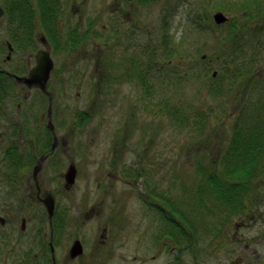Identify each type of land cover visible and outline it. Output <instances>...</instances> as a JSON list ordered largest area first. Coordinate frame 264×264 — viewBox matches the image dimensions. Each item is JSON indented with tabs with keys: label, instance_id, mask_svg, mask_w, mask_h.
<instances>
[{
	"label": "rangeland",
	"instance_id": "374dc122",
	"mask_svg": "<svg viewBox=\"0 0 264 264\" xmlns=\"http://www.w3.org/2000/svg\"><path fill=\"white\" fill-rule=\"evenodd\" d=\"M93 1L98 3L94 7L99 10L104 8L100 4L106 6L110 2ZM252 1L137 0L134 10L139 16V28L134 40L150 67L142 69V83L147 84L148 91L144 92L140 85V97L136 99L128 95L129 85L124 80L122 85L114 84L112 76L118 73L115 70L109 71L108 81L104 80L109 86L102 92L96 89L100 76L93 69L74 74L59 71L61 78L49 87L50 115L48 95L29 89L37 86L24 90L25 129L21 135L20 122L13 121L18 130L11 131L17 135L11 142L28 145L32 157L36 147L37 155L50 151L55 136L59 142L56 159L50 157L39 170L51 181V189L64 191V173L71 163L75 164L76 182L69 193L62 191L60 197L64 200L61 205L71 208L69 213H62L66 217L61 221L60 237L66 250L74 239H79L85 255L92 254L81 264H123L122 259L131 264L137 254L146 260L141 264H176L175 254L185 250V244L186 264H264V172L254 179V191L246 198L250 210L243 216L229 217L222 240L214 238V233L226 213L207 198V207H203L206 226L199 221L192 200L193 187L197 178L201 179L196 169L197 158L207 155L204 162L217 164L211 170L218 172L231 139L245 137L250 122L264 119V0ZM120 5L125 10L133 6L131 0H121ZM250 6L254 7L249 10ZM217 11L228 17L226 23L215 22ZM245 22L247 30L242 43L238 47L225 44L223 39L232 24L243 27ZM100 27L101 23L99 32ZM128 42L132 44V40ZM8 53L0 48V64L5 62L17 74L12 67L19 65L18 57L11 53L12 60L8 61ZM233 56L235 65L231 61ZM30 57L29 69L33 67L34 54ZM231 68L235 74L240 73L238 78L231 75ZM74 76L77 80L73 87ZM14 77L24 83L17 78L22 76ZM4 85L16 92L14 80L8 78ZM23 96L12 94L8 104H17ZM79 113L87 114L82 125H78ZM50 120L52 131L47 127ZM235 130L238 133L234 134ZM134 143L142 144L137 149L149 147L148 152L138 158L131 150ZM261 158L264 159V150ZM33 165L34 160L30 159L18 165L16 172L31 176ZM206 167L209 169L208 164ZM133 189L141 192L139 196L144 201L133 198ZM151 192L157 197L148 200L147 194ZM167 193L169 197H165ZM163 201L160 206L166 204L172 212L169 216L180 225L175 235L172 233L169 247L167 242L155 241L156 232L151 231L153 226L160 231L162 221L164 225L171 220L154 208ZM92 207L102 208V213L86 218ZM177 212L184 213L183 218ZM68 217L69 227L64 224ZM187 218L195 223V238L183 222ZM138 222L140 231L136 232ZM184 228L189 237L182 235ZM102 234L107 243L100 245ZM136 245L140 246V253L136 252Z\"/></svg>",
	"mask_w": 264,
	"mask_h": 264
},
{
	"label": "flooded vegetation",
	"instance_id": "af4514ba",
	"mask_svg": "<svg viewBox=\"0 0 264 264\" xmlns=\"http://www.w3.org/2000/svg\"><path fill=\"white\" fill-rule=\"evenodd\" d=\"M108 1L110 2L106 6L99 3L100 7H104L99 10L94 7L98 3L93 0H0V7L3 11L0 14V48L9 51L6 60L11 61V53H14L19 62V67H12L17 74L10 70L9 65L7 67L5 62L0 64V264H81L80 261L92 256V254L85 255V247L82 242V254L77 256L70 254L71 246L77 239H74L69 251L62 247L60 225L66 217L62 213H69L71 209L70 206L61 205L64 201L60 198L63 190L56 187L51 189L49 187L51 181L44 178L40 172L34 175V169L31 176L16 172L20 169L17 167L18 165L28 163L30 159L34 160L33 166L35 167L42 157L44 161L50 157L55 158L59 142H56V138L53 136L54 143L51 145L50 151L37 155L39 147H36L30 157L28 145L22 147V145L12 144V138L15 140L17 135L14 136L11 131L16 127L12 125L13 121L20 122L18 133L23 135L25 129L24 124H26L27 116L24 102L27 99V94H24V90H40L43 95H48L50 105L49 87L54 83L53 81L57 83L61 78L58 74L59 71L68 70L74 74L80 70L93 69L100 76V82L96 89L102 92L103 88L108 89L109 82L106 81L110 76L109 71L115 70L118 73L116 77L112 76V81L116 85H122L124 80L125 84L129 85L130 94L128 95L134 99L140 97V93H137L140 90V85L144 92L148 91L145 89L147 84L142 83L144 78L142 74L145 75V71L142 69L150 66L145 61V53L136 49L134 40L139 28V16L136 9L134 10L137 0H131L133 6L130 10L121 7V0ZM99 2L101 1L99 0ZM26 3L27 5H25ZM29 4L30 6H28ZM99 23H101L100 32L97 31ZM1 35H3V39ZM125 36L127 37L126 41L124 40ZM129 39L132 40V44L128 42ZM122 43H126V46H122ZM121 46L122 48H120ZM39 52L50 54L53 68L45 88H29L25 83L16 81L14 76H28L38 64L37 55ZM31 54H34V63L33 67L29 69L32 65ZM8 78L16 83V92L12 91L10 86L7 88V85H4ZM72 79L74 87L77 78L74 76ZM104 80L106 81L104 82ZM3 89L4 92H2ZM19 89L24 95L22 101H18L17 104H8V102H12L10 99L12 94H21ZM126 99L130 100L129 97ZM12 110L14 114L11 113ZM11 114L14 119L11 118ZM47 127L49 131H52L54 126L52 124L50 128L48 121ZM141 145V143H134L131 146V150L135 151L134 154L138 158L144 156L149 150V147L145 146L136 148ZM21 172L23 173V170ZM65 173L63 194L69 193L72 189V187L67 188ZM122 181H126V178ZM132 193L133 198L137 196L139 201L140 199L144 201V198L139 196L141 194L139 190L133 189ZM146 193L145 191L144 197ZM152 193L147 194L150 196L148 200H153ZM165 197H169L168 193L165 194ZM47 198L55 203L52 216L49 215L45 204ZM145 198L147 199V197ZM163 208L161 207L163 215L171 219L169 214L172 212L168 211L166 204L165 208L167 209L163 210ZM101 211L102 208L92 207L86 218L98 216L102 213ZM170 222L171 220H169V224L163 225L164 221H162L163 227L161 226L160 231L155 226L151 230L156 232L155 241L159 239L163 244L167 242L168 247L169 243H172ZM64 224L69 227L70 217L65 219ZM244 225L246 224L243 223ZM139 231L138 222L136 232ZM103 235L100 237V245L107 243V238ZM182 235L184 237L187 235L185 228ZM138 241H142L139 233ZM184 242L186 243L185 240ZM136 246V252L140 253V246ZM185 246V250L175 254L176 264H186L187 261L183 260V256L188 255L186 251L188 247L187 244ZM185 251L186 253L183 255ZM142 257L139 254L134 255L131 264L146 262L141 259ZM121 262L130 264L125 259H122Z\"/></svg>",
	"mask_w": 264,
	"mask_h": 264
},
{
	"label": "trees",
	"instance_id": "16d2710c",
	"mask_svg": "<svg viewBox=\"0 0 264 264\" xmlns=\"http://www.w3.org/2000/svg\"><path fill=\"white\" fill-rule=\"evenodd\" d=\"M253 7L250 6L248 9L251 10ZM231 27L227 31L223 41L228 45L238 44L235 46L238 47L242 43L243 38H245L244 32L247 30L246 22L243 27H241V24H232ZM240 40L241 42H239ZM231 61L235 65L236 60H234V56ZM231 75H235L234 77L238 78L240 73L235 74V69L231 68ZM230 77H227V79ZM86 119V113H79L77 116L78 125H82ZM237 124L238 122L235 124L236 129L238 128ZM249 126L250 128L245 137L231 139L230 145L225 147L218 172L212 173L211 170V166L213 164L218 166L217 164L204 162L205 159H208L207 155H201L200 158H197L196 169L201 179L198 180L197 178L193 187L194 190H192L195 193V195H192L194 210L199 216V221L206 226L208 222L204 216L203 207H207L205 201L207 198H211L226 213L225 220L223 222L219 221L220 226L214 233V238L219 240H222L224 235H226L224 232L227 231V226L230 224L229 217H240L241 215L247 214L246 212L250 210V205L246 202V198L248 200V196L254 191L252 187L254 179L258 178L264 172V159L262 160L263 157L261 158L264 150V119L260 118L259 120L250 122ZM235 133H238L237 130L234 131ZM206 164H208L209 169L206 167ZM152 195L153 197H157L155 192ZM161 203H164V201L159 204ZM197 203L199 204L197 205ZM163 207L165 208V205ZM154 208L158 210V213L161 211V206L158 204H155ZM177 214L180 218L184 216V213L181 212H177ZM171 222L173 223L171 234L173 233L175 235L176 227L180 228V225L174 222V220ZM183 222L187 226L188 232L195 238V223L188 218ZM218 230L220 233L217 232ZM189 236L187 235V237ZM193 244L195 245V243Z\"/></svg>",
	"mask_w": 264,
	"mask_h": 264
},
{
	"label": "water",
	"instance_id": "95a60500",
	"mask_svg": "<svg viewBox=\"0 0 264 264\" xmlns=\"http://www.w3.org/2000/svg\"><path fill=\"white\" fill-rule=\"evenodd\" d=\"M2 12L3 11L0 7V14H2ZM213 18L217 24H223L228 21V17H226L220 11L215 12ZM37 62H38L37 66L31 70L28 76L17 77V78L20 81H23L28 87L37 86V87L45 88L49 80L50 73L53 68V62L50 57V54L46 52L38 53ZM216 74L217 73L215 72L214 76ZM50 111H51V106L49 107V115H50ZM49 126L50 128L52 127L51 120L49 121ZM52 149H54V147H52ZM43 161H44V158L42 157L40 161L37 163V165L34 167V175H36L41 169ZM76 177H77V168L75 164L71 163L65 173L67 188H71L75 184ZM45 204H46L49 215L52 216L54 213V207H55L54 201L50 200V198H47V200L45 201ZM82 252H83L82 243L79 239H77L74 241V243L71 246L70 254L72 256H77L79 254H82Z\"/></svg>",
	"mask_w": 264,
	"mask_h": 264
}]
</instances>
